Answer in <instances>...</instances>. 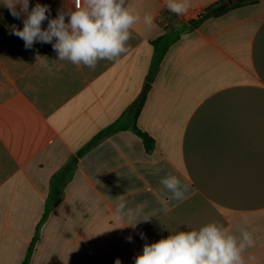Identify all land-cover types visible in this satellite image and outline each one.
<instances>
[{
  "label": "crops",
  "instance_id": "crops-1",
  "mask_svg": "<svg viewBox=\"0 0 264 264\" xmlns=\"http://www.w3.org/2000/svg\"><path fill=\"white\" fill-rule=\"evenodd\" d=\"M218 1L177 16L165 0H129L154 25H135L127 54L94 70L57 61L51 44L26 49L11 34L23 15L0 3V264H134L145 243L212 221L252 232L264 264V0L189 25ZM36 3L51 18L74 8ZM143 94L135 123L151 150L124 130L83 152ZM75 158L53 201L64 173L53 177ZM168 174L189 185L182 201L160 184ZM119 195L151 219L117 221Z\"/></svg>",
  "mask_w": 264,
  "mask_h": 264
},
{
  "label": "clouds",
  "instance_id": "clouds-1",
  "mask_svg": "<svg viewBox=\"0 0 264 264\" xmlns=\"http://www.w3.org/2000/svg\"><path fill=\"white\" fill-rule=\"evenodd\" d=\"M0 3L15 19L23 15L22 29L13 27L11 34L20 38L26 49L36 43L51 44L57 61L93 70L101 61L116 62L127 54L135 25L142 21L152 28L155 21L151 14L142 17L130 6L129 0H74L73 9L59 10L55 18L50 17L51 9L47 4L36 3L29 11V0H2ZM165 7L177 16L185 15L190 0H165ZM45 21L46 28L42 27ZM188 35L181 33L180 38L187 39ZM41 66L51 71L46 60ZM160 184L174 200L182 201L189 189V185L182 184L172 174L162 177ZM117 200L114 211L117 221H136L128 225L134 228L137 223L151 219H137L143 212L142 204L129 207L124 195L117 196ZM169 233L156 242L145 243L134 264H257L256 255L249 251L255 248L256 241L247 229H241L236 235L224 224L212 221L199 228H176ZM128 241L132 242V238L128 237Z\"/></svg>",
  "mask_w": 264,
  "mask_h": 264
},
{
  "label": "trees",
  "instance_id": "trees-1",
  "mask_svg": "<svg viewBox=\"0 0 264 264\" xmlns=\"http://www.w3.org/2000/svg\"><path fill=\"white\" fill-rule=\"evenodd\" d=\"M230 1H232V3H229ZM251 3H253V2H243V1H236V0H220V1H218L212 5L208 6L207 8H205L203 10V12L200 13L196 17L195 20H193L189 23V25L191 27H194L205 19L216 18V17L222 16L223 14H225V13H227L233 9H236V8H239L243 5L251 4ZM178 37H179V35H177L176 37H173L171 41L177 40ZM143 100H144V94L141 95V97L139 98V101L137 102L136 108L130 113V115L126 119H121V120L115 122L114 124H112L110 127H108L105 130V132H103L101 135H99L95 139V141H93L88 147L85 148V150H83V152L88 150L90 146L95 144L102 137L109 135V134L119 132V131H124V130L132 131L135 135H137L141 139L145 149L151 150L153 148V140L148 135H146L145 133H142L140 130H138L136 127V123H135L139 109L143 103ZM78 154L80 155V154H82V152H79ZM75 162H76V158L73 161H71V164L65 166L58 173V175H55L53 177V179L54 178L58 179L60 173H64L61 176V177H63L61 182L58 184L55 183V186L53 187V190L51 193V199H53V201L60 198L61 190H62L64 184L70 179L73 168L75 167ZM26 262H25V264H26Z\"/></svg>",
  "mask_w": 264,
  "mask_h": 264
},
{
  "label": "water",
  "instance_id": "water-1",
  "mask_svg": "<svg viewBox=\"0 0 264 264\" xmlns=\"http://www.w3.org/2000/svg\"><path fill=\"white\" fill-rule=\"evenodd\" d=\"M236 1H243V2H254V1H257V0H236ZM229 3H232V1H230Z\"/></svg>",
  "mask_w": 264,
  "mask_h": 264
}]
</instances>
